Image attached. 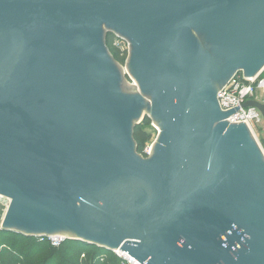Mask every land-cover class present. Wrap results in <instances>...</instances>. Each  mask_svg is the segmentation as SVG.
Here are the masks:
<instances>
[{
	"label": "water",
	"instance_id": "obj_1",
	"mask_svg": "<svg viewBox=\"0 0 264 264\" xmlns=\"http://www.w3.org/2000/svg\"><path fill=\"white\" fill-rule=\"evenodd\" d=\"M263 70L264 0H0V230L141 264H264V155L217 101ZM243 107L264 122V101Z\"/></svg>",
	"mask_w": 264,
	"mask_h": 264
},
{
	"label": "trees",
	"instance_id": "obj_2",
	"mask_svg": "<svg viewBox=\"0 0 264 264\" xmlns=\"http://www.w3.org/2000/svg\"><path fill=\"white\" fill-rule=\"evenodd\" d=\"M113 42L114 35H106L109 53L117 64L124 65L127 54L121 53ZM146 129H151L147 117L133 129L136 152L143 157L145 144L153 135ZM0 264H119V260L110 251L81 241L66 240L59 247H52L36 237L0 230Z\"/></svg>",
	"mask_w": 264,
	"mask_h": 264
},
{
	"label": "built area",
	"instance_id": "obj_3",
	"mask_svg": "<svg viewBox=\"0 0 264 264\" xmlns=\"http://www.w3.org/2000/svg\"><path fill=\"white\" fill-rule=\"evenodd\" d=\"M120 44L124 46V49H121ZM113 45L118 48L121 53H129V44L125 39L114 35ZM260 74L254 78H246L242 73L236 74L218 92L217 101L221 110H227L234 106H241L227 119L229 123L244 122V124L251 130L253 124L258 123L262 119L255 109L243 107V104L247 101H259L257 94L260 91H264V77H261L262 75ZM150 153L151 148H145L143 150V155L145 157H148ZM6 202L8 203L7 200ZM36 238L39 242L47 241L52 247H59L64 241L69 240L67 236L61 234L39 235L36 236ZM111 253L118 258L119 264H141L139 261L121 250H113ZM102 259H104V257H102L101 260Z\"/></svg>",
	"mask_w": 264,
	"mask_h": 264
},
{
	"label": "rangeland",
	"instance_id": "obj_4",
	"mask_svg": "<svg viewBox=\"0 0 264 264\" xmlns=\"http://www.w3.org/2000/svg\"><path fill=\"white\" fill-rule=\"evenodd\" d=\"M120 46H121V49H124L123 45L120 44ZM127 58H128V52H127ZM126 61H127V59H126ZM126 61H125L124 65H121L122 68L124 69V76H125V78L129 84L138 85L137 82L133 79V77L129 74ZM260 75H262L261 77H264V70L262 71V73ZM261 93H263V97H262V102H263L264 101V91L258 92L257 95H260ZM143 112L144 113L142 115H145V117L143 118V120L140 119L137 121L139 124H141L146 117L148 118L146 112L145 111H143ZM149 120H150V128L151 129H146V130H148L149 132H152L153 135H152L151 139L145 144L144 149L145 148H151L152 149V146H153V144L156 140L157 134H158V129L156 127V124L151 119H149ZM250 131H251L253 137L255 138L256 142L258 143L259 147L261 148L262 153L264 155V122H263V120L261 119L258 123H254ZM0 203L4 204L7 202H6V200L0 198ZM61 235H65V236L69 237V235H66V234H61Z\"/></svg>",
	"mask_w": 264,
	"mask_h": 264
},
{
	"label": "crops",
	"instance_id": "obj_5",
	"mask_svg": "<svg viewBox=\"0 0 264 264\" xmlns=\"http://www.w3.org/2000/svg\"><path fill=\"white\" fill-rule=\"evenodd\" d=\"M262 97H263V93H261L260 95H258V99L259 101H262ZM261 99V100H260Z\"/></svg>",
	"mask_w": 264,
	"mask_h": 264
}]
</instances>
